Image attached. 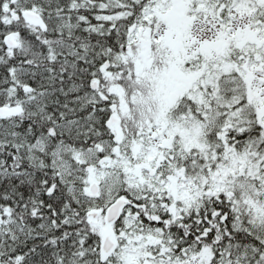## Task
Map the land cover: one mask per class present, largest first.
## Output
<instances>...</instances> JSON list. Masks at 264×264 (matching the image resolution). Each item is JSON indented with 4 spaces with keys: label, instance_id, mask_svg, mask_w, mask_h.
<instances>
[{
    "label": "snow or ice",
    "instance_id": "6c2138e0",
    "mask_svg": "<svg viewBox=\"0 0 264 264\" xmlns=\"http://www.w3.org/2000/svg\"><path fill=\"white\" fill-rule=\"evenodd\" d=\"M0 264H264V0H0Z\"/></svg>",
    "mask_w": 264,
    "mask_h": 264
}]
</instances>
